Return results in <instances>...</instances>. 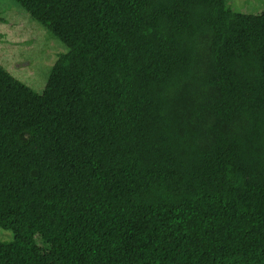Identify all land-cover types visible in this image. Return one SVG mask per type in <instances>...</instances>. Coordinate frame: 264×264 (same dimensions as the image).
Listing matches in <instances>:
<instances>
[{
  "label": "trees",
  "instance_id": "trees-1",
  "mask_svg": "<svg viewBox=\"0 0 264 264\" xmlns=\"http://www.w3.org/2000/svg\"><path fill=\"white\" fill-rule=\"evenodd\" d=\"M13 1L67 52L0 65V264H264V10Z\"/></svg>",
  "mask_w": 264,
  "mask_h": 264
},
{
  "label": "rangeland",
  "instance_id": "rangeland-1",
  "mask_svg": "<svg viewBox=\"0 0 264 264\" xmlns=\"http://www.w3.org/2000/svg\"><path fill=\"white\" fill-rule=\"evenodd\" d=\"M229 7L241 14L259 15L264 0H229ZM66 46L34 22L13 0H0V65L33 92H43L58 56ZM12 234L0 229V241L9 242Z\"/></svg>",
  "mask_w": 264,
  "mask_h": 264
}]
</instances>
